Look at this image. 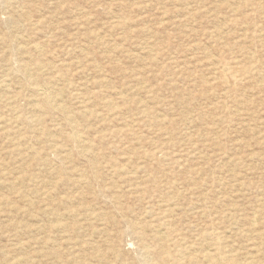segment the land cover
<instances>
[{
	"label": "rangeland",
	"instance_id": "1",
	"mask_svg": "<svg viewBox=\"0 0 264 264\" xmlns=\"http://www.w3.org/2000/svg\"><path fill=\"white\" fill-rule=\"evenodd\" d=\"M0 264H264V0H0Z\"/></svg>",
	"mask_w": 264,
	"mask_h": 264
},
{
	"label": "bare ground",
	"instance_id": "2",
	"mask_svg": "<svg viewBox=\"0 0 264 264\" xmlns=\"http://www.w3.org/2000/svg\"><path fill=\"white\" fill-rule=\"evenodd\" d=\"M247 37V36H246ZM215 73V72H214ZM220 74L222 75L223 83L230 86L231 88H235L239 81L241 80V74L237 69H234L232 66H228L226 64H223L220 67ZM243 78V77H242ZM243 82V81H242ZM232 90V89H231ZM229 94V92H228ZM221 99V98H220ZM228 126V125H227ZM76 137V136H75ZM74 140V137H73ZM91 170V169H90ZM230 252V251H229ZM237 254V252H236ZM232 255V254H230ZM226 260V259H225ZM231 260V259H230ZM232 261V260H231ZM218 262V261H217ZM226 263V261H225ZM234 263V262H233Z\"/></svg>",
	"mask_w": 264,
	"mask_h": 264
}]
</instances>
